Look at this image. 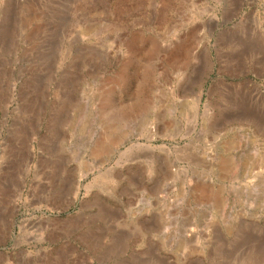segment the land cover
<instances>
[{
  "label": "rangeland",
  "instance_id": "obj_1",
  "mask_svg": "<svg viewBox=\"0 0 264 264\" xmlns=\"http://www.w3.org/2000/svg\"><path fill=\"white\" fill-rule=\"evenodd\" d=\"M0 264H264V0H0Z\"/></svg>",
  "mask_w": 264,
  "mask_h": 264
}]
</instances>
